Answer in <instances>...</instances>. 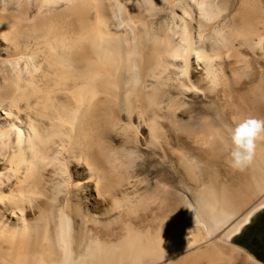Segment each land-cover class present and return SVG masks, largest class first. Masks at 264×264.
<instances>
[{
    "label": "bare ground",
    "instance_id": "bare-ground-1",
    "mask_svg": "<svg viewBox=\"0 0 264 264\" xmlns=\"http://www.w3.org/2000/svg\"><path fill=\"white\" fill-rule=\"evenodd\" d=\"M251 59L264 0H0V264H258L264 140L244 212L199 176L264 119Z\"/></svg>",
    "mask_w": 264,
    "mask_h": 264
},
{
    "label": "rangeland",
    "instance_id": "rangeland-1",
    "mask_svg": "<svg viewBox=\"0 0 264 264\" xmlns=\"http://www.w3.org/2000/svg\"><path fill=\"white\" fill-rule=\"evenodd\" d=\"M245 56L247 59H250L249 54H245ZM251 61V67H253L255 71L260 70L261 66L264 67L263 64L256 63L252 59ZM225 111H232L231 106H227ZM207 151L208 150H203L200 155L202 160L200 162L201 167H199V176L202 184H207V182L214 177V172H211L210 168L214 167L215 170H219V177L216 179V182H220V184L223 185L225 184L226 187L230 189V191L234 193L237 192L236 194L245 199L241 213L247 210V208H249L253 203H255L256 200L260 198L262 193L264 194V189L261 194L260 192L257 193L258 191H254L255 193L253 192V190H255V184H257V179L250 173V167L244 171L238 172L233 170L229 166V163H226V160L223 158L227 155L229 157L228 149L226 150L227 153L221 152L216 154V156L211 155L210 153L208 154ZM221 156L222 159H220ZM206 165L210 168L208 167L207 169ZM257 173H260L261 176L263 175L261 174L262 172L260 170H258ZM150 178L154 180V176H151ZM186 193L188 194V192ZM187 237L190 240V236ZM230 244L239 248L244 254L246 253L250 255L256 261V263L264 264V210L256 213L251 218L250 223L245 226L237 236L230 240ZM231 264H233V262Z\"/></svg>",
    "mask_w": 264,
    "mask_h": 264
},
{
    "label": "clouds",
    "instance_id": "clouds-1",
    "mask_svg": "<svg viewBox=\"0 0 264 264\" xmlns=\"http://www.w3.org/2000/svg\"><path fill=\"white\" fill-rule=\"evenodd\" d=\"M264 140V119L248 117L240 120L225 141L229 166L244 171L253 164L258 141Z\"/></svg>",
    "mask_w": 264,
    "mask_h": 264
}]
</instances>
